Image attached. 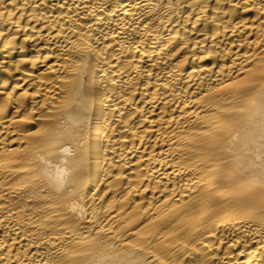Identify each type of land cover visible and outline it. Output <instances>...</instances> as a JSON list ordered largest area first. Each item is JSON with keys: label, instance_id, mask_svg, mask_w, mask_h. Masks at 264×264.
Wrapping results in <instances>:
<instances>
[{"label": "bare ground", "instance_id": "6f19581e", "mask_svg": "<svg viewBox=\"0 0 264 264\" xmlns=\"http://www.w3.org/2000/svg\"><path fill=\"white\" fill-rule=\"evenodd\" d=\"M0 264H264V0H0Z\"/></svg>", "mask_w": 264, "mask_h": 264}]
</instances>
